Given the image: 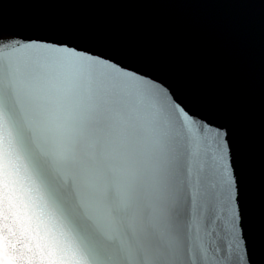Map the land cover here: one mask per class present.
Wrapping results in <instances>:
<instances>
[{
	"label": "snow or ice",
	"instance_id": "6c2138e0",
	"mask_svg": "<svg viewBox=\"0 0 264 264\" xmlns=\"http://www.w3.org/2000/svg\"><path fill=\"white\" fill-rule=\"evenodd\" d=\"M156 81L0 33V264H247L223 133Z\"/></svg>",
	"mask_w": 264,
	"mask_h": 264
},
{
	"label": "water",
	"instance_id": "95a60500",
	"mask_svg": "<svg viewBox=\"0 0 264 264\" xmlns=\"http://www.w3.org/2000/svg\"><path fill=\"white\" fill-rule=\"evenodd\" d=\"M0 33L157 80L223 133L243 255L264 264V0H0Z\"/></svg>",
	"mask_w": 264,
	"mask_h": 264
}]
</instances>
